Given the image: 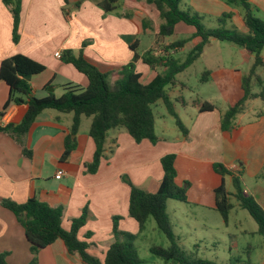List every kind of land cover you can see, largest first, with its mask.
Masks as SVG:
<instances>
[{
    "label": "crops",
    "instance_id": "0c3cea01",
    "mask_svg": "<svg viewBox=\"0 0 264 264\" xmlns=\"http://www.w3.org/2000/svg\"><path fill=\"white\" fill-rule=\"evenodd\" d=\"M100 1L68 0L64 4L62 0H21L18 38L15 42L13 16L0 0V63L13 55H23L36 61L45 69L30 78L32 95L43 98L52 93L60 97L64 93L63 86L67 84L79 88L87 86L86 77L65 61L67 53L75 58H83L101 73L115 75L118 69L133 61L135 53L141 55L152 50L158 54L163 47L179 41L167 42L165 38L158 37L162 21L155 7L146 0H119L116 8L109 13L102 11ZM189 1L187 10L183 11L200 12L203 20L210 16L218 21L225 12L219 14L217 7H221L222 11L230 9L237 23L240 26L243 24L242 34L247 33L244 10L240 5L228 4L226 0ZM247 2L254 7L255 15L264 20V0ZM193 33L194 30L184 24L175 27L172 36L180 34L187 37L182 39L187 40L185 45L176 52L185 47L190 52L200 42L199 38H190ZM144 37H153L154 42L139 52ZM208 44L210 41L190 66L201 58ZM242 50L251 58V63L247 73L240 76L235 84L224 81L221 73L216 76L210 69H205L209 72L205 82L216 84L222 92L214 102L199 95L188 100L182 97L181 92L189 87L182 82L180 75L190 66L177 76V84L167 88L172 108L171 95L174 102L186 112L182 121L180 117L183 115L179 117V113L174 111L187 130L186 135L179 130L174 118L176 131L169 135L159 133L158 129L161 132L167 130L165 123L169 113L162 101H158L152 106L156 143H136L124 128L111 129L106 134L103 156L94 173L86 170L95 152V146L88 136L91 118L81 116L78 131L71 136L72 114L44 110L24 137L23 147L11 135L0 132V253L6 255V263L31 264L35 261L34 264H84L77 255L67 252L61 240L32 255L24 230L15 216L3 207V201L24 204L35 198L52 208H61L62 227L65 230H68V221L84 215L85 224L77 236L90 243L91 255L102 260L106 249L116 240H123V235H136L138 239L146 230L149 219L144 230L138 233L136 223L128 214L131 187L145 193H155L163 177L161 159L174 154L175 184H189L185 203L172 205L170 200L166 203V212L169 206L178 211L176 222L174 225L170 223L180 249L201 258L198 257L200 246L218 238L213 235V231L228 236L229 219L234 216V247L238 248L235 246L238 236L244 239L250 237L255 241H245L242 246L246 250L243 264H264V240L257 234L255 221L246 210L239 207L233 197L236 191L232 178L233 174L240 173L243 196L252 198L264 212V100H248L242 113L235 117L230 131H222L220 127L222 114L241 98L243 78L248 75L253 64V56ZM176 52L170 56L173 58ZM261 58L263 66L255 71L261 86L252 79L253 94L264 88V54H261ZM134 67L143 84L149 83L156 73L163 72L161 67L156 71L150 70L140 60L134 63ZM8 94V87L0 80V111ZM194 101L209 102L215 106V110L201 113L199 106L193 104ZM258 104L260 108L256 109ZM26 111V105H10L5 111L4 120H1L2 126L17 125ZM69 137L75 142V148L68 159L61 162L65 140ZM217 164L226 171L224 176L215 171L214 165ZM234 164L237 168L232 171L231 166ZM58 171L63 172L60 179L55 178ZM222 179L232 204L226 222L215 209L214 191ZM242 211L255 223V231L244 228L238 221ZM255 236L260 239H255ZM215 245L217 242H213ZM186 246L194 249V254L186 252ZM203 248L206 250L205 246Z\"/></svg>",
    "mask_w": 264,
    "mask_h": 264
},
{
    "label": "trees",
    "instance_id": "16d2710c",
    "mask_svg": "<svg viewBox=\"0 0 264 264\" xmlns=\"http://www.w3.org/2000/svg\"><path fill=\"white\" fill-rule=\"evenodd\" d=\"M20 1L2 0V3L10 9L13 16L15 42L18 38ZM62 1L64 4L68 3V0ZM118 1L101 0L99 6L104 13H109L116 8ZM146 2L155 7L162 21L158 30L159 38L172 36L175 27L181 23L194 30L190 38L200 39V42L186 55L183 62L175 60L170 55L182 48L187 40L172 42L163 47L158 54L152 50L141 55L135 53L133 61L118 69L115 75L101 73L83 58H75L71 53H67L65 61L86 77L87 86L79 88L67 84L63 86L64 93L60 97L51 93L46 97L37 98L32 95L29 81L32 76L42 73L45 69L44 66L23 55L10 56L0 63V80L5 83L9 90L8 98L0 111V119L10 105H26L27 111L17 125L2 126L0 124V132L11 135L23 147L24 137L28 134L36 117L44 110L72 114L71 136L77 133L81 116L91 118L88 136L95 146V152L92 163L86 165V170L89 173H94L98 168L100 158L103 156L105 137L111 129L124 128L136 143L142 141L156 143L152 106L158 101H162L169 115L175 119L179 130L183 135H186L187 130L173 111L167 88L178 83L177 76L199 58L203 47L211 39L240 47L253 56L252 67L242 81L241 91L243 94L241 98L221 116L220 127L222 131L228 132L233 128L235 117L242 113L248 100L256 98L264 100V88L257 94L251 92L252 79H255L261 86L255 71L258 67L263 66L261 54L264 51V20L255 15L254 7L247 0H226L228 4L240 5L243 8L244 25L247 29L245 34L225 28V22L222 18L218 19L219 27H205L203 17L199 14L181 10V0H146ZM229 16L224 15L223 18H230ZM138 60L152 71L161 67L163 72H155L153 79L149 83L143 84L140 81V74L135 71L134 67V63ZM208 76L209 72H203L201 81L205 82ZM193 104L199 106L201 113L215 110V106L206 101H194ZM74 148L75 142L70 137L66 138L60 161H66ZM174 163V154L161 159L163 177L155 193H145L131 187L128 198V214L136 223L138 233L144 230L146 221L152 219L157 230L166 237L169 247L152 246L149 249L150 254L163 261L164 264H217L185 253L176 243L172 225L166 212V203L169 200L185 203L189 184L187 182L182 186L175 184ZM214 169L221 176L226 174L221 165H214ZM239 176L240 173L232 175L233 186L236 191L233 197L238 201L239 207L246 210L255 221L257 234L264 240V212L252 198L243 196ZM214 193L215 209L226 222L232 204L223 179ZM2 205L15 216L24 230L32 255H37L42 249L57 240H61L67 252L70 255H77L84 264H146L139 257L133 244L136 235H123V240L118 239L112 243L100 260L89 253L90 243L79 239L77 236L79 229L85 224L84 215L68 221V230H65L62 227L61 208H52L35 198L27 200L24 204L3 201ZM5 257L4 253H0V264H7Z\"/></svg>",
    "mask_w": 264,
    "mask_h": 264
},
{
    "label": "rangeland",
    "instance_id": "374dc122",
    "mask_svg": "<svg viewBox=\"0 0 264 264\" xmlns=\"http://www.w3.org/2000/svg\"><path fill=\"white\" fill-rule=\"evenodd\" d=\"M189 3H190L189 0H182L180 4L181 9L187 10V5ZM216 10L219 14L228 12V14L224 13L223 15L219 16L220 18L224 19L225 28L235 30L236 32L242 34L241 31L244 29L243 24H241L240 26L237 23L234 14L231 11H229L230 9L222 11L221 7H217ZM198 13L200 14V12ZM224 15H230L229 16L230 18H223ZM64 16H66L65 13ZM203 23L208 28H217L220 25L217 21V18L210 16H206V18L203 20ZM186 38H187L186 36L178 34L168 38L165 37V41L171 42L174 40H182ZM153 42H154L153 37L151 38L144 37L143 46L139 47L140 48L139 52H142V50L148 48L149 46H152ZM188 52H189V48L185 47L182 51L176 52L173 55V58L177 61L182 62L186 58ZM262 54H264V51L262 52ZM247 55L248 54L243 52L241 48L232 46L231 44L228 43L219 42L217 40L211 39L210 44H208L207 47L204 48V52L201 58L180 75L182 82H184L189 87V89L183 90L181 92L182 97L188 100L191 97L195 98L196 96L199 95L205 100L208 99L214 102V100H217L216 98H219V94L222 92L220 91L219 87L216 86V84H211V82L200 81L202 73L207 68L213 71V73L216 74V76L219 75V73H221L222 79H224V81H226L228 84H233V83L235 84V82L239 80L240 76L246 74L248 71V67L250 66L251 63V58ZM253 90L256 91L257 90L256 87H254ZM171 101L173 102V108H174L173 111L178 112L179 117L183 115L180 117V119L183 121L186 112H183L181 107L174 102L172 95H171ZM221 104L222 102L220 103V105ZM259 108L260 106L258 104L256 106V109ZM162 109L164 110V108ZM159 112L161 111L159 110ZM247 116H250V114H247ZM156 121H158V119H156ZM173 121H174L173 117L167 114L166 123H165L167 130L161 132L158 129L159 133L163 135H169L172 131H176V126ZM86 125L87 123L85 122L84 126ZM169 203H171L172 205H179L178 202L174 200H170ZM167 213L169 215L170 221L174 225V223L176 222V216H177L176 214L178 213V211L175 210L174 207L169 206ZM241 213L239 214L238 221H240V223L244 228L249 229L252 232L255 231L256 229L255 223L249 218L246 212L242 211ZM234 218H235L234 216H230L229 219V235L222 236L219 232L213 231V235L218 238L215 240L211 239L208 244L206 243V245H201L200 246L201 253H198V257L202 256L201 258L204 257L205 260L213 261L216 262L217 264H243V260L246 259V250L244 249L245 247L242 246L245 245V241L250 240L252 243H254L255 241L252 240V238L250 237H246L244 239L238 236L236 239L237 242L235 244V246H238V248L234 247L233 241L235 239L233 235L236 233L234 229V221H235ZM207 236L211 238V236L209 235ZM255 239L259 240L260 237L255 236ZM213 242H217V245L213 246ZM133 244L138 251L139 257L146 264H164L163 261L154 257L149 252V249L152 246H160L163 248L169 247L168 240L163 234H161L157 230L156 225L152 219L148 220V222L146 223V230L143 232L142 235L138 237V239H136L133 242ZM204 246L206 247V250H204L203 248ZM185 249L186 252H189L190 254H194L193 252L194 249H190L187 246L185 247ZM236 257L239 258L237 259Z\"/></svg>",
    "mask_w": 264,
    "mask_h": 264
},
{
    "label": "built area",
    "instance_id": "2783aa9c",
    "mask_svg": "<svg viewBox=\"0 0 264 264\" xmlns=\"http://www.w3.org/2000/svg\"><path fill=\"white\" fill-rule=\"evenodd\" d=\"M57 55H58V54H56V56H57ZM1 120H4V117H2V118L0 119V124L2 125ZM236 168H237V165H236V164H234L233 166H231V170H232V171L235 170ZM62 174H63L62 171H58V172L56 173V175H55V178H56V179H60V177L62 176Z\"/></svg>",
    "mask_w": 264,
    "mask_h": 264
}]
</instances>
